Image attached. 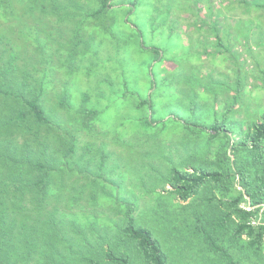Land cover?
Segmentation results:
<instances>
[{
  "label": "rangeland",
  "instance_id": "1",
  "mask_svg": "<svg viewBox=\"0 0 264 264\" xmlns=\"http://www.w3.org/2000/svg\"><path fill=\"white\" fill-rule=\"evenodd\" d=\"M16 1L20 3L15 4L23 8L20 21L24 20L27 28L13 18L8 22L2 17L5 23L0 20V37L14 38L24 50L15 61L18 70L14 73L18 78L21 70L36 69L33 73L37 79L36 92L39 83L45 81L40 96L46 100L47 110L54 111L53 118L57 121L51 124L58 126L50 130L66 133L73 139L77 157L86 152L87 145L95 151L98 148L92 153L94 155L88 153L93 158V165H96L100 148L105 152L112 151L113 156L121 157L133 182L141 184L134 187L128 181L132 187L127 185L130 193L126 195V203L115 201L120 213L113 214V209H110L112 214L103 211L105 214L100 215L101 220L97 222L100 235L102 232L115 234L128 204L133 207L130 213L135 223L147 227L159 241L167 264H226V256L230 258L231 250L218 254L202 237L191 234L186 223L191 221L192 215L181 207L186 202L165 193L170 186L163 182L170 168H215L216 155L222 154L226 135L231 141H237L243 136L242 131L264 114V85L263 81L258 82L261 81L257 78L260 74L252 64L259 46L255 40L262 28L258 25L254 30L251 35L254 43L248 49L243 44V36L239 35L247 34L250 21L260 22L258 16L264 18V8L256 10L251 6L246 17L243 13L246 5L236 0H170V8L165 1L157 4L156 0H150L149 7L146 3L133 7L128 0H123L112 3L104 14L91 16L89 13L100 7V0H79L76 12L71 5L74 22L56 15L59 12L56 7L52 8V3L51 14L43 17L34 7L35 0ZM41 1L37 0L36 7H41ZM67 1H59L66 11L69 9ZM250 2L264 4V0ZM154 7L156 13H153ZM222 10L226 12L224 16L243 17L236 20L239 25H234L230 31L233 34L230 44H217L215 32L206 31L207 22L193 20L194 16L218 18ZM46 23L56 28L61 24L60 32L57 34L51 27V36L47 37L48 30L42 25ZM76 24L81 38H92L87 41L86 53L71 57L64 42L68 35L76 34ZM221 31L224 33L225 30ZM58 36L63 45L53 53L57 47L54 39L58 40ZM223 39L226 40V36ZM3 42L1 39L0 46ZM41 42L46 47L38 46ZM212 50H222L226 57L216 58ZM208 51L211 54H203ZM50 53L54 55L47 63L46 55ZM3 59L0 51V66ZM42 74H46L43 79ZM246 75L249 78L242 79ZM14 80L11 75V80L4 82L6 85L13 83V88L17 89ZM222 82L225 85L220 88ZM60 99L64 104H58ZM8 106L15 110L21 106V101L16 98ZM91 109L96 111L95 114H86ZM216 118L220 124L223 120L230 131H220L212 138L209 133H215L207 125L214 123ZM83 120L88 121L83 123L86 126L82 124ZM43 127L41 135L46 132ZM49 137H44L41 143L52 145ZM32 145L42 147L37 141ZM44 150L48 152L50 148L44 147ZM262 151L264 160V148ZM227 152L229 154V149ZM254 156L256 158L257 154ZM230 157L233 158L232 154ZM111 162L112 158H107L106 163ZM241 205L246 206L244 202ZM83 207L88 209L77 210L76 215V220L82 223L92 217L89 213L92 207L85 204ZM103 208L96 209L101 211ZM54 219L51 225L55 223ZM128 251L133 264H145L138 254H132L133 250ZM232 255L237 258L236 254Z\"/></svg>",
  "mask_w": 264,
  "mask_h": 264
},
{
  "label": "trees",
  "instance_id": "2",
  "mask_svg": "<svg viewBox=\"0 0 264 264\" xmlns=\"http://www.w3.org/2000/svg\"><path fill=\"white\" fill-rule=\"evenodd\" d=\"M59 1L42 0L41 7H36L35 0L34 7L44 17L51 14L49 7L52 3V8L56 7V12H59L56 15L75 22L71 10L76 12L75 9H79V0L67 1V11ZM122 1L100 0V7L89 15L104 14L112 3ZM128 1L133 7L142 3L150 6V0ZM163 1L170 8V0H156L157 4ZM236 1L247 6L246 12L252 6L250 0ZM15 3L20 2L0 0V20L7 18L9 22L13 18L17 24L27 28L25 21H20L23 8ZM150 3L154 5V2ZM253 5L256 10L264 8L260 2ZM153 11L156 13V7ZM42 25L48 30L47 37L51 36L52 29L57 34L60 32L61 24L57 28L48 23ZM76 27V34L68 35L64 42L71 57L86 53L87 41L92 38H81L79 25ZM60 37L54 39L55 43L50 42L57 45L53 53L63 45ZM1 39H4V44L0 51L5 59L0 66V264H133L128 250L138 254L145 264H167L159 241L147 227L135 223L130 213L131 205L127 204L115 234L102 232L100 235L97 222L101 220L100 215L105 214L103 211L112 214L110 209H113V214L120 213L119 204L115 201L126 203V195L132 187L128 181L134 187L141 184L133 182V176L123 166L121 157L113 156L112 151L105 152L100 148L96 165H93V158L88 153H96L98 148L95 151L94 147L87 145L86 152L77 157L74 140L66 133L56 134L50 130L58 126L51 124L54 111L47 110L48 104L40 96L45 81L39 83V91L36 92L37 79L33 74L36 69L21 70L18 78L14 73L18 70L15 61L24 50L14 38L3 36L0 42ZM36 40L37 37L34 38ZM38 46L46 47L42 42ZM52 55H46L47 63ZM48 70L52 72L50 68ZM11 75L17 89L13 88V83L6 85L4 82L11 80ZM12 98L21 101V106L15 110L8 106L13 103ZM58 104H64V101ZM95 112L91 109L86 114ZM84 122L88 121L83 120L82 124ZM221 122L224 123L223 120ZM223 123L220 124L216 118L211 126L207 125L215 133L210 132V137H215L220 131H230ZM42 127H46V132L41 135ZM241 134L243 136L234 142L226 135L223 152L216 155L215 168H170L163 182L170 188L163 190L186 202L181 207L192 215L191 221L186 223L191 234L202 237L218 254L231 250L230 258L226 256V264H248V261H252L250 264H264V114ZM46 136H50L52 145L41 143L40 140ZM36 141L42 147L34 148L32 143ZM44 147L50 150L46 152ZM107 158H112V162L107 164ZM76 180L77 183H73ZM242 202L246 206H242ZM83 204L92 207V212L88 211L92 217L84 223L76 220L77 210L88 209ZM99 206H103V210L96 209ZM53 217L55 223L51 225Z\"/></svg>",
  "mask_w": 264,
  "mask_h": 264
},
{
  "label": "crops",
  "instance_id": "3",
  "mask_svg": "<svg viewBox=\"0 0 264 264\" xmlns=\"http://www.w3.org/2000/svg\"><path fill=\"white\" fill-rule=\"evenodd\" d=\"M253 3H255V2H251V5L254 8ZM243 12L246 14V17H248L247 16L248 13H246V11H243ZM221 14L222 15L223 14H226V12L224 10H222V12L220 13V15H219L218 18L217 17H213L211 19L210 17H208V18H202L200 16H197V17L194 16L193 17V20H194V22L196 21L197 23H200L201 20L203 22H207L208 28L206 29V31L207 32H211V31L212 32H215L214 33V36H215V40L217 41V44H218V42H222V43L223 42H226L227 44H230V41L232 40V36H233L232 32H230V31H231L232 28H234L233 27L234 25H239V24L236 23V20H239V19H241L243 17H230V16H224V15L222 16ZM258 17H260V22L255 21V20L250 21L252 23L248 27L247 34H239V35L240 36H243V44L246 45L247 46V49H248L249 48V45L254 43L253 42V39H252V36H251L252 33L254 32V30L256 31V28H257L258 25H260V28H262L261 31H260L259 38H257L255 40V42H259V46H258V52L256 53V56H253V57H256V59L255 60H252V64H255L254 66L256 68V72H258L260 74V76H258L257 78L259 80H261V81H258V82H262L263 81L262 83L264 85V80L262 79V77H264V18L262 16H258ZM240 25H243V24H240ZM227 26H228V28H227ZM222 29H224L227 32V35L224 34L225 31H224V33H222V31H221ZM224 36H226V40L223 39ZM218 46H219V48L221 47V45H218ZM219 48H215V50H218ZM221 51L222 50H220L219 52H217V51L212 50L211 53H212V55H215L216 58L217 57H223V56H225V55H222L225 52L224 53H221ZM211 53H210V51H208V52H204L203 54L206 55V54H211ZM236 70H239V68H237ZM246 76L247 77L243 76L242 79L246 80L247 78H249L248 75H246ZM231 81H233V80H231ZM221 84H222V86L220 88H222L225 85V82H222ZM263 97H264V95H263Z\"/></svg>",
  "mask_w": 264,
  "mask_h": 264
}]
</instances>
